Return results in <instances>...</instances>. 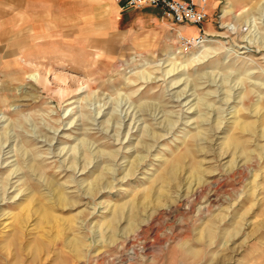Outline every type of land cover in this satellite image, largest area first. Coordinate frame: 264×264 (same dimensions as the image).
Returning a JSON list of instances; mask_svg holds the SVG:
<instances>
[{"label":"rangeland","instance_id":"obj_1","mask_svg":"<svg viewBox=\"0 0 264 264\" xmlns=\"http://www.w3.org/2000/svg\"><path fill=\"white\" fill-rule=\"evenodd\" d=\"M181 25L0 0V264H264V0Z\"/></svg>","mask_w":264,"mask_h":264},{"label":"built area","instance_id":"obj_2","mask_svg":"<svg viewBox=\"0 0 264 264\" xmlns=\"http://www.w3.org/2000/svg\"><path fill=\"white\" fill-rule=\"evenodd\" d=\"M119 10L137 9L144 6L152 7L167 16L173 24H191L199 26L206 16V1L199 0H114ZM204 33L200 30L196 37ZM183 44L192 43L193 37L179 36Z\"/></svg>","mask_w":264,"mask_h":264},{"label":"crops","instance_id":"obj_3","mask_svg":"<svg viewBox=\"0 0 264 264\" xmlns=\"http://www.w3.org/2000/svg\"><path fill=\"white\" fill-rule=\"evenodd\" d=\"M194 3H198L199 0H191ZM144 7H148V6H144ZM143 8V7H141ZM140 9V8H139ZM181 31L184 33V35L187 36H193L196 35L199 31V27L197 25H191V24H183L180 26Z\"/></svg>","mask_w":264,"mask_h":264}]
</instances>
